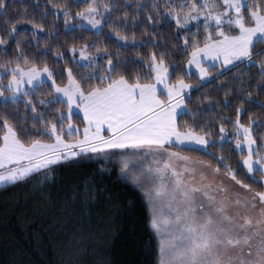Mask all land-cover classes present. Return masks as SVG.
<instances>
[{
  "label": "snow or ice",
  "instance_id": "obj_1",
  "mask_svg": "<svg viewBox=\"0 0 264 264\" xmlns=\"http://www.w3.org/2000/svg\"><path fill=\"white\" fill-rule=\"evenodd\" d=\"M17 4L0 0V186L115 161L156 264H264V0Z\"/></svg>",
  "mask_w": 264,
  "mask_h": 264
},
{
  "label": "trees",
  "instance_id": "obj_2",
  "mask_svg": "<svg viewBox=\"0 0 264 264\" xmlns=\"http://www.w3.org/2000/svg\"><path fill=\"white\" fill-rule=\"evenodd\" d=\"M32 2L18 0L17 6L24 9ZM154 38L171 42L169 35ZM201 91L223 96L213 84ZM249 116L264 119L255 109ZM242 122L247 124L248 117ZM254 135L263 137L264 128ZM234 159L239 157L230 156L235 168ZM239 178L248 182L243 174ZM156 259L148 207L142 193L121 176L118 162L65 163L46 182L33 177L0 186V264H156Z\"/></svg>",
  "mask_w": 264,
  "mask_h": 264
},
{
  "label": "rangeland",
  "instance_id": "obj_3",
  "mask_svg": "<svg viewBox=\"0 0 264 264\" xmlns=\"http://www.w3.org/2000/svg\"><path fill=\"white\" fill-rule=\"evenodd\" d=\"M263 137H264V135H263Z\"/></svg>",
  "mask_w": 264,
  "mask_h": 264
}]
</instances>
